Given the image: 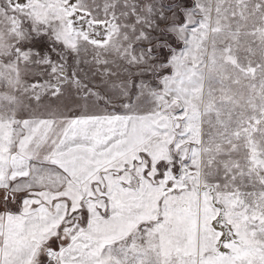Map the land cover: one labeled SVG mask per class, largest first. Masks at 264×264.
<instances>
[{
    "label": "snow or ice",
    "instance_id": "snow-or-ice-1",
    "mask_svg": "<svg viewBox=\"0 0 264 264\" xmlns=\"http://www.w3.org/2000/svg\"><path fill=\"white\" fill-rule=\"evenodd\" d=\"M0 264H264V0H0Z\"/></svg>",
    "mask_w": 264,
    "mask_h": 264
}]
</instances>
